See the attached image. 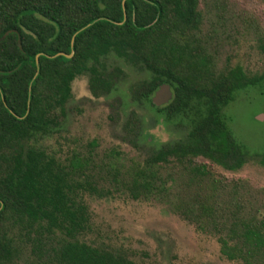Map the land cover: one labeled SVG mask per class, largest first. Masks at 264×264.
I'll return each instance as SVG.
<instances>
[{"label": "trees", "instance_id": "trees-1", "mask_svg": "<svg viewBox=\"0 0 264 264\" xmlns=\"http://www.w3.org/2000/svg\"><path fill=\"white\" fill-rule=\"evenodd\" d=\"M196 5L197 0H0V36L9 30L0 40V264H14L18 243H27L38 261L51 252L58 264H134L75 238L82 215L74 189L92 190V184L72 183L68 166L26 143L49 132L70 96V82L82 71L93 96L108 89L99 61L108 51L150 73L141 85L146 99L159 83L169 84L172 97L157 111L191 113L182 139L162 144L128 173L129 188L163 191L157 165H181L189 190L173 209L214 235L227 259L264 264V197L248 192L241 180L215 179L194 162L200 156L226 170L241 166V148L218 108L233 90L258 79L237 66L210 71L205 54L190 44ZM58 52L71 55L52 57ZM258 163L264 168V155ZM55 231L63 237L53 238Z\"/></svg>", "mask_w": 264, "mask_h": 264}, {"label": "rangeland", "instance_id": "rangeland-1", "mask_svg": "<svg viewBox=\"0 0 264 264\" xmlns=\"http://www.w3.org/2000/svg\"><path fill=\"white\" fill-rule=\"evenodd\" d=\"M196 9L199 18L190 31V44L205 54L210 71L237 66L258 79L233 90L218 108L226 130L241 148V166L226 170L200 156L194 162L204 164L211 177L224 183L241 180L248 192L264 197V168L258 163L264 155V0H197ZM99 61L108 75V89L93 96L88 74L82 71L70 82V96L56 112L49 132L26 142L68 166L72 183L92 184V190L86 185L74 189L82 215L75 238L134 264H242L227 259L214 235L198 230L173 209L175 199L189 190V174L181 165L172 161L157 165V174L165 181L163 191L129 188L128 173L162 144L182 139L191 113L156 110L172 97L165 82L171 92L166 103L150 102L162 83L148 99L141 96V85L150 77L141 65L112 51ZM62 237L54 232L53 238ZM18 246L14 264H58L51 252L38 261L27 243Z\"/></svg>", "mask_w": 264, "mask_h": 264}, {"label": "water", "instance_id": "water-1", "mask_svg": "<svg viewBox=\"0 0 264 264\" xmlns=\"http://www.w3.org/2000/svg\"><path fill=\"white\" fill-rule=\"evenodd\" d=\"M121 1L123 2V0H121ZM90 23L91 22H89L85 26L89 25ZM8 32H9V30L4 32V34L0 37V39H2ZM71 40H72V37H71ZM70 43H71V41H70ZM17 45L19 46L18 38H17ZM57 55H63L65 57L70 56V54H64V53L58 52V53H55L54 55H52V57L57 56ZM170 97H171V92H170L169 86L165 83H162L154 91L153 95L150 98V102H151V104H153L155 106H159L161 104L166 103L170 99Z\"/></svg>", "mask_w": 264, "mask_h": 264}]
</instances>
